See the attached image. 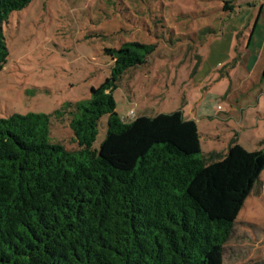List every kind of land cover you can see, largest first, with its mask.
I'll return each instance as SVG.
<instances>
[{"label": "trees", "instance_id": "obj_1", "mask_svg": "<svg viewBox=\"0 0 264 264\" xmlns=\"http://www.w3.org/2000/svg\"><path fill=\"white\" fill-rule=\"evenodd\" d=\"M31 1L0 0V71L4 23ZM155 48H107L111 74L88 99L0 117V264H224L264 147L235 142L208 159L196 120L180 110L124 119L114 91ZM105 114L106 137L94 148ZM55 121L69 122L78 148L52 141Z\"/></svg>", "mask_w": 264, "mask_h": 264}, {"label": "rangeland", "instance_id": "obj_2", "mask_svg": "<svg viewBox=\"0 0 264 264\" xmlns=\"http://www.w3.org/2000/svg\"><path fill=\"white\" fill-rule=\"evenodd\" d=\"M3 28L9 57L0 71V117L50 114L88 99L111 74L107 48L141 41L156 48L114 91L124 119L180 110L196 120L208 159L235 142L264 147V74L253 67L264 38V0H32ZM108 119L99 122L94 148ZM51 138L78 148L68 121H55ZM224 264H264V170L225 244Z\"/></svg>", "mask_w": 264, "mask_h": 264}, {"label": "crops", "instance_id": "obj_3", "mask_svg": "<svg viewBox=\"0 0 264 264\" xmlns=\"http://www.w3.org/2000/svg\"><path fill=\"white\" fill-rule=\"evenodd\" d=\"M253 39H254V32H252V35L248 39L247 50H249V48L251 47ZM256 54H257V61L255 62V64H254L255 66H253V67L262 68V72L264 74V38H263L261 47L260 48L256 47ZM223 58L221 57V59H220V57H217V60H216L217 62L214 65L217 66V65L223 63L224 60L226 59V56H224ZM252 69L254 70V68H252ZM252 69L250 70V73H252ZM255 80H253L252 82L256 83L259 81V79H257V78ZM188 118L194 119L193 117H188Z\"/></svg>", "mask_w": 264, "mask_h": 264}]
</instances>
